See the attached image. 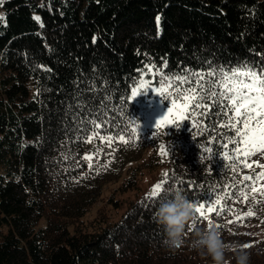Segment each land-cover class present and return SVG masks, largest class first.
Here are the masks:
<instances>
[{"label":"trees","instance_id":"trees-1","mask_svg":"<svg viewBox=\"0 0 264 264\" xmlns=\"http://www.w3.org/2000/svg\"><path fill=\"white\" fill-rule=\"evenodd\" d=\"M150 64L168 76L264 68V0L0 3V264H213L191 246L207 221L195 213L185 244L173 250L155 218L173 191L198 206L214 200L213 188L232 183L229 162L209 133L200 135L185 120L159 136L155 127L139 131L135 144L85 142L93 134L91 121H105L100 134L115 135L129 119L142 120L141 97H129ZM162 144L166 157L160 156ZM97 149L94 166L112 160L99 173L83 160ZM253 165L243 173L261 171ZM151 172L154 184L143 185ZM162 181L165 190L149 199ZM115 182L120 186L107 205L92 213L105 186ZM255 198L264 200L259 193ZM251 199H231L228 206L239 211L208 218L227 224L252 207ZM253 211L256 216L219 229L229 245H252L249 264H264V203ZM226 259L236 264L235 252Z\"/></svg>","mask_w":264,"mask_h":264},{"label":"snow or ice","instance_id":"snow-or-ice-1","mask_svg":"<svg viewBox=\"0 0 264 264\" xmlns=\"http://www.w3.org/2000/svg\"><path fill=\"white\" fill-rule=\"evenodd\" d=\"M2 2L3 0H0V3ZM35 19L40 20L39 17ZM159 20L160 18L157 17V22ZM166 67L167 65L164 64L163 68ZM146 74L155 77L159 87H152L151 79L144 78ZM140 75L141 79L130 90L129 99L135 100L142 92L152 88L164 99L171 101V106L156 121V131L153 134L161 135L170 125H175L179 129L181 122L189 120L191 128L199 129L200 135L207 132L211 140L220 144L217 152L229 162L228 168L233 172L230 185L213 188V192L216 193L214 200L196 206V220L207 221V226L210 228L213 221L208 218L209 214L214 213L218 217L225 214L231 215L239 210L228 206V201L238 198L248 204L250 196L252 207L241 215L235 216L234 220L227 221V224L217 223L215 226L227 228L228 224L242 222L245 218L256 216L257 213L253 211V207L264 203V200L255 198L257 193L264 196V185L260 188L255 186L257 182L264 181V164L258 162L255 164V167L261 169L259 172L252 171L250 174H244L242 169H253L254 165L249 162L250 158L257 154L264 155V68L256 69L242 65L227 70L220 69L219 72L190 70L181 75L168 76L162 68L150 64ZM212 119L215 123L211 122ZM205 121L209 122L205 123ZM90 123L93 126V134L86 138V143H92L94 139H97L109 147L117 141L123 145H129L135 144L139 137L140 124L134 119H129L128 123L121 128L123 134L117 132L115 135L100 134L102 127H107L105 121ZM212 133H215V136ZM204 151L212 155L217 153H213L212 148L209 147H205ZM100 154L101 150L97 149L92 154L83 156V160L89 162L88 168L97 173L100 167L107 169L112 163L110 159L100 167L94 166L93 158L99 157ZM167 155L165 145H160V156ZM164 175L167 176L168 173ZM189 184L195 188L194 182L190 181ZM249 187L250 191L246 192L245 188ZM164 190V182L157 183L149 193V199L159 197ZM221 192L223 194H220ZM190 227L194 228L195 223ZM243 246L252 247L251 244Z\"/></svg>","mask_w":264,"mask_h":264},{"label":"clouds","instance_id":"clouds-1","mask_svg":"<svg viewBox=\"0 0 264 264\" xmlns=\"http://www.w3.org/2000/svg\"><path fill=\"white\" fill-rule=\"evenodd\" d=\"M196 205L189 201L181 191H173L171 197L162 202L156 210L155 218L164 226V244L170 249H180L185 244V228L195 215ZM191 246L202 255L211 257L213 264H229L226 253L235 252L236 264H249L248 248L241 244L229 245L222 239L221 231L213 223L212 227L198 228Z\"/></svg>","mask_w":264,"mask_h":264},{"label":"rangeland","instance_id":"rangeland-1","mask_svg":"<svg viewBox=\"0 0 264 264\" xmlns=\"http://www.w3.org/2000/svg\"><path fill=\"white\" fill-rule=\"evenodd\" d=\"M152 87H159V84H155ZM138 98L141 97L142 105V120L138 123L140 124L139 131L148 132L150 129L155 127V123L159 117H161L170 107L171 101L167 100L166 103L162 101L164 99L162 96L157 94L152 88H149L146 92H142ZM148 149V148H147ZM146 149V150H147ZM149 152V150H148ZM147 152V153H148ZM253 163L264 164V155L257 154L256 156L250 158ZM155 173H147L144 177L143 185H153L155 182ZM116 186H120V183H110L105 186L102 199L92 208V213H95L98 206H106L107 197L111 195ZM125 196V195H124ZM108 208V206H107ZM263 231H259V235H263Z\"/></svg>","mask_w":264,"mask_h":264}]
</instances>
